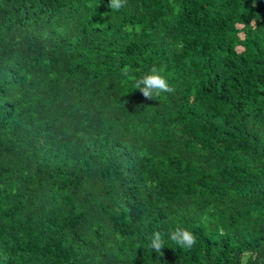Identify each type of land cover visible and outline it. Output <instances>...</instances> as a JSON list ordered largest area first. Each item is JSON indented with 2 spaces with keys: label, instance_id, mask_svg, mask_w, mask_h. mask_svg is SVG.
<instances>
[{
  "label": "trees",
  "instance_id": "obj_1",
  "mask_svg": "<svg viewBox=\"0 0 264 264\" xmlns=\"http://www.w3.org/2000/svg\"><path fill=\"white\" fill-rule=\"evenodd\" d=\"M0 264H264V0H0Z\"/></svg>",
  "mask_w": 264,
  "mask_h": 264
},
{
  "label": "clouds",
  "instance_id": "obj_2",
  "mask_svg": "<svg viewBox=\"0 0 264 264\" xmlns=\"http://www.w3.org/2000/svg\"><path fill=\"white\" fill-rule=\"evenodd\" d=\"M125 3L126 0H109V7L113 10H119L124 7ZM123 74H128V68L123 69ZM134 87L139 90L145 99L151 100H153V97H159L163 93H172L175 91L169 85L167 78L155 67L151 69L149 74L135 80ZM169 238L176 245L189 249L197 242L196 237L191 231L179 227L169 234ZM150 247L152 250L163 255L161 249L164 248V238L161 232L157 231L152 234Z\"/></svg>",
  "mask_w": 264,
  "mask_h": 264
},
{
  "label": "bare ground",
  "instance_id": "obj_3",
  "mask_svg": "<svg viewBox=\"0 0 264 264\" xmlns=\"http://www.w3.org/2000/svg\"><path fill=\"white\" fill-rule=\"evenodd\" d=\"M123 107V106H122ZM192 195V194H191Z\"/></svg>",
  "mask_w": 264,
  "mask_h": 264
}]
</instances>
